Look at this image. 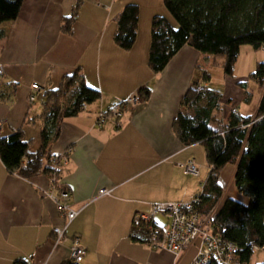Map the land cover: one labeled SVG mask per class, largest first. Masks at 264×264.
<instances>
[{
    "label": "crops",
    "instance_id": "0c3cea01",
    "mask_svg": "<svg viewBox=\"0 0 264 264\" xmlns=\"http://www.w3.org/2000/svg\"><path fill=\"white\" fill-rule=\"evenodd\" d=\"M76 2L25 0L18 18L0 25V135L21 130L32 142L31 151L37 152L42 147L38 117L45 91L58 88L64 77L80 69L86 84L101 92L100 101L61 123L59 137L47 149L53 157L73 149L60 184L70 192L72 209L79 214L60 242L58 236L68 224L53 199L59 189L48 176L26 180L11 173L0 159V264H65L71 261L75 240L86 249L81 264H192L200 241L178 256L155 249L135 217L150 205L189 203L202 193L210 175L208 164L197 162L204 147H185L173 122L191 88L209 89L211 74L205 68L213 59L186 46L155 74L149 66L151 31L142 37L139 25L131 50L115 43L120 14L138 2L85 0L67 33L64 20ZM32 85L43 89L38 97L41 111L34 108L38 98L29 101ZM142 89H149V98ZM135 93H141L142 100L124 111L120 129L114 119L98 125L101 112ZM247 99L243 96V103ZM225 111L230 112L214 126L226 123L231 110ZM189 162L203 170L199 177L186 174ZM101 190L111 194L98 198ZM156 223L166 227L169 220L157 217Z\"/></svg>",
    "mask_w": 264,
    "mask_h": 264
},
{
    "label": "trees",
    "instance_id": "16d2710c",
    "mask_svg": "<svg viewBox=\"0 0 264 264\" xmlns=\"http://www.w3.org/2000/svg\"><path fill=\"white\" fill-rule=\"evenodd\" d=\"M24 1L0 0V25L15 21ZM84 1L77 0L71 16L65 18V32H72ZM163 3L174 24L161 16L152 21L149 66L155 74L163 72L186 46L203 55L221 58L228 77L235 74L243 46L264 50V0H163ZM139 22V6L127 5L118 18L115 34V43L121 49L133 48ZM249 78L262 91L253 117L230 113L226 123L216 127L214 123L218 124L225 111L221 94L212 89L191 88L173 122V129L185 147L200 144L205 149L210 175L195 199L197 211L203 218L213 213L212 233L237 246L236 256L242 264H250L256 249H264V63L257 64ZM147 90L144 96L149 98ZM100 100V90L86 84L80 69L64 77L58 88L44 92L43 111L38 117L42 122L40 150L31 151L32 142L26 140L21 130L12 131L7 137L0 135V159L5 167L26 180L37 176L56 178V188L64 189L60 178L65 171L58 173L55 169L60 156H48V146L59 137L64 120L78 116ZM229 165L236 167L235 185L246 203L226 198L221 204L224 188L220 175ZM142 225L140 228L150 235L148 226ZM209 264L220 263L213 259Z\"/></svg>",
    "mask_w": 264,
    "mask_h": 264
},
{
    "label": "built area",
    "instance_id": "2783aa9c",
    "mask_svg": "<svg viewBox=\"0 0 264 264\" xmlns=\"http://www.w3.org/2000/svg\"><path fill=\"white\" fill-rule=\"evenodd\" d=\"M196 89L198 91L207 90L202 85H198ZM41 93H43L42 87L32 85L29 97L30 103H34ZM141 100L142 94L135 93L127 101L116 105L110 111L101 112L97 117L98 125H102L108 119H114L116 128L120 129L124 111L135 109ZM231 114L237 115V108H232ZM72 150V148L67 149L60 156L59 163L55 164V169L58 173L65 171L67 168ZM184 169L188 176L198 177L200 175L199 168L194 162L186 164ZM56 180V178L51 180L52 186L55 188ZM110 194L111 191L109 190H101L98 193V198L106 197ZM53 199L68 224L58 236V242H60L64 238L66 229L77 218L79 212L72 209L71 194L66 189H59ZM197 203L198 200L189 203L150 205L147 211L136 215L135 223L148 226L153 248L167 250L175 256L180 255L200 241L198 254L192 264H209L213 259L220 264H242L236 256L237 246L230 242H224L221 237L212 233L210 226L212 213L207 218H203L197 211ZM157 217L168 218L169 224L166 227L158 225L156 223ZM70 253L71 261L75 264H81L86 255V249L80 245L79 240H75Z\"/></svg>",
    "mask_w": 264,
    "mask_h": 264
},
{
    "label": "rangeland",
    "instance_id": "374dc122",
    "mask_svg": "<svg viewBox=\"0 0 264 264\" xmlns=\"http://www.w3.org/2000/svg\"><path fill=\"white\" fill-rule=\"evenodd\" d=\"M138 2L140 9V24L142 29V37H149L152 21L156 16H161L168 19L174 24V20L169 12L166 10L163 0H135ZM146 29V35L144 31ZM210 66H206L205 70H208L211 74V80L209 81V89L216 90L222 95L223 103L226 110H231L233 107L240 109L241 115L244 117H252L255 115L257 107L260 102L261 92L260 88L253 83L249 76L256 70V66L259 63H264V50L255 51L251 46H243L241 48L240 58L236 67V72L233 77H228L223 71V60L221 58L214 59L212 57ZM203 79V73L200 72V81ZM246 86L248 88H246ZM207 88V87H206ZM249 95V101L243 103V96ZM37 100V99H36ZM42 99L38 98V101L34 105V108L41 111ZM224 111V116L227 115ZM198 154V163L202 166H206V154L205 150L201 147ZM199 167V166H198ZM200 171H203L200 169ZM236 167L229 165L222 172L220 182L224 188V198H232L241 203H246L247 199L242 196L235 185L234 175ZM199 177V176H198ZM264 249L262 251L255 252L250 264H263L264 263Z\"/></svg>",
    "mask_w": 264,
    "mask_h": 264
}]
</instances>
